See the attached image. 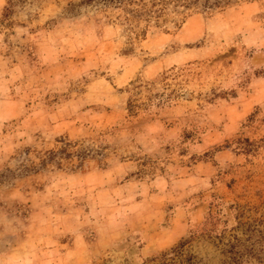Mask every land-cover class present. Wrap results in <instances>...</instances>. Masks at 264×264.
<instances>
[{"label": "rangeland", "instance_id": "rangeland-1", "mask_svg": "<svg viewBox=\"0 0 264 264\" xmlns=\"http://www.w3.org/2000/svg\"><path fill=\"white\" fill-rule=\"evenodd\" d=\"M196 1L0 0V264H264V0Z\"/></svg>", "mask_w": 264, "mask_h": 264}, {"label": "trees", "instance_id": "trees-1", "mask_svg": "<svg viewBox=\"0 0 264 264\" xmlns=\"http://www.w3.org/2000/svg\"><path fill=\"white\" fill-rule=\"evenodd\" d=\"M84 2L89 1V0H83ZM180 2V5L183 6L184 8H187L189 5H191L192 3L197 4L196 0H178ZM211 0H202V7H206L210 4ZM215 2L218 3V0H213V2H211V5L215 4ZM132 104H127V110L131 111L132 108Z\"/></svg>", "mask_w": 264, "mask_h": 264}]
</instances>
